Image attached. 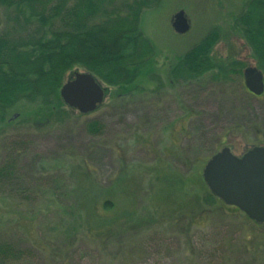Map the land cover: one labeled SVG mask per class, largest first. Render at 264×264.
Returning <instances> with one entry per match:
<instances>
[{
  "label": "rangeland",
  "instance_id": "1",
  "mask_svg": "<svg viewBox=\"0 0 264 264\" xmlns=\"http://www.w3.org/2000/svg\"><path fill=\"white\" fill-rule=\"evenodd\" d=\"M248 1L161 0L145 10L141 30L154 57L128 93L97 79L105 99L92 113L66 106L70 117L51 122L41 102L0 110V163L10 142L21 143V172L63 180L71 206L48 187L26 194L31 204L0 196L1 239L32 255L31 264H264V225L220 199L210 203L203 177L222 148L243 155L264 146V94L245 85L261 69L231 33ZM180 10L191 24L185 34L173 28ZM213 29L228 37L216 54L246 61L244 75L174 83V66ZM93 121L101 134L88 131ZM77 227L69 248L64 232Z\"/></svg>",
  "mask_w": 264,
  "mask_h": 264
},
{
  "label": "trees",
  "instance_id": "2",
  "mask_svg": "<svg viewBox=\"0 0 264 264\" xmlns=\"http://www.w3.org/2000/svg\"><path fill=\"white\" fill-rule=\"evenodd\" d=\"M160 2L0 0V110L10 111L23 101L41 102L51 122L54 116L59 121L70 117L60 90L68 76L74 77L80 68L128 93L155 55V46L143 34L141 22L145 10ZM231 33L244 42L264 73V0H249L236 17ZM223 40L219 29L211 30L174 66L171 72L174 83L189 86L206 75L228 83L243 76L246 61L216 54V47ZM87 129L99 135L103 125L93 121L87 124ZM7 146L10 152L0 163L1 198L10 195L14 200L31 204L34 196L26 194L38 195L50 189L61 207L70 206L60 187L63 180L48 181L38 172H21L15 151L23 146L15 141ZM208 199L212 204L218 201L211 193ZM105 207L112 206L106 202ZM79 232L78 227L64 232L68 238L65 246L70 248L78 240ZM102 241L105 246L111 238ZM31 258L17 244L0 237V264H31Z\"/></svg>",
  "mask_w": 264,
  "mask_h": 264
},
{
  "label": "water",
  "instance_id": "3",
  "mask_svg": "<svg viewBox=\"0 0 264 264\" xmlns=\"http://www.w3.org/2000/svg\"><path fill=\"white\" fill-rule=\"evenodd\" d=\"M173 28L179 34L190 31L191 24L184 10L174 16ZM245 85L252 94L261 96L263 73L254 70L245 79ZM105 91L93 74L78 70L63 84L60 95L70 108L89 114L102 106ZM203 177L215 197L264 225V146H256L243 155L234 154L229 146L222 148L206 163Z\"/></svg>",
  "mask_w": 264,
  "mask_h": 264
},
{
  "label": "flooded vegetation",
  "instance_id": "4",
  "mask_svg": "<svg viewBox=\"0 0 264 264\" xmlns=\"http://www.w3.org/2000/svg\"><path fill=\"white\" fill-rule=\"evenodd\" d=\"M250 76V75H249ZM263 95V94H262ZM256 96V95H255Z\"/></svg>",
  "mask_w": 264,
  "mask_h": 264
}]
</instances>
